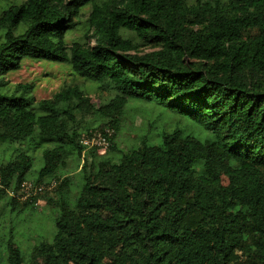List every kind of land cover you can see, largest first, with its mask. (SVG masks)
<instances>
[{"label":"trees","instance_id":"trees-1","mask_svg":"<svg viewBox=\"0 0 264 264\" xmlns=\"http://www.w3.org/2000/svg\"><path fill=\"white\" fill-rule=\"evenodd\" d=\"M86 3L88 25L68 42ZM0 30V75L26 57L67 61L108 93L95 102L72 83L33 104L32 84L17 83L19 95L0 94V141L37 128L39 141L53 143L34 178L24 151L0 162V197L42 184L8 204L56 209L51 241L25 260L9 239L3 264H264V0H21L1 10ZM130 99L187 124L158 142L144 135L114 160ZM92 128L113 131L103 154L80 142ZM70 153L84 172L73 206L71 178L60 173Z\"/></svg>","mask_w":264,"mask_h":264},{"label":"rangeland","instance_id":"rangeland-1","mask_svg":"<svg viewBox=\"0 0 264 264\" xmlns=\"http://www.w3.org/2000/svg\"><path fill=\"white\" fill-rule=\"evenodd\" d=\"M196 0H188L192 3ZM21 0H0V12L9 4L19 3ZM90 4L86 3L80 10L77 19L80 21L76 29H69L65 38L69 42L73 39H80L84 28L87 27L86 20ZM22 26L15 29V33L22 31ZM3 38V31L0 30V41ZM17 83H30L32 89L25 96L34 97L33 104L42 98L50 97L55 91L65 85L72 83L84 84L87 93L95 102L99 99H106L107 92H101L99 88L93 86L90 82L82 81L75 76L70 63L67 61H54L45 58L26 57L21 61L20 68L10 70L0 75V94L10 96L19 95L15 90ZM95 85V84H94ZM101 98H100V97ZM37 114L40 111H36ZM187 120L180 113L173 112L167 108L154 104L152 102L138 101L130 99L118 118L117 129L113 137L115 150L110 155L114 160H118L120 154L130 148L136 147L142 136H148L149 142H158L163 130H171L174 126H186ZM149 129L151 130L149 132ZM150 133V134H149ZM51 142L39 141L37 128L31 138L20 141H0V162L12 157L17 150L26 152L32 157V165L26 174L27 178H34L43 164L42 150L45 147L52 146ZM87 170L89 164L93 161L91 156L87 155ZM102 158L96 156L95 159ZM83 158H79L76 153H70L65 157L64 166L60 167L62 175H68L71 178L69 190L70 205L73 206L75 196L77 195L83 183V170L80 165ZM21 191L18 193L8 192L7 195L0 197V264L6 260V244L10 239L14 241L25 260L29 258L31 247L39 241H51L55 233V214L56 209L48 207L43 200L34 202L33 208L17 211L11 209L8 204L9 197H15L17 201L30 199L34 195L28 196Z\"/></svg>","mask_w":264,"mask_h":264},{"label":"built area","instance_id":"built-area-1","mask_svg":"<svg viewBox=\"0 0 264 264\" xmlns=\"http://www.w3.org/2000/svg\"><path fill=\"white\" fill-rule=\"evenodd\" d=\"M112 132L113 131L110 128H104L103 130L92 128L80 135V142L85 148H95L98 153L103 154L109 146L110 142L108 140V136H110ZM50 185L47 186V189L51 188ZM44 188L45 186L42 184L34 185L30 182H23L22 184V191L24 190V192H26L28 196L35 195L37 192L42 191Z\"/></svg>","mask_w":264,"mask_h":264}]
</instances>
